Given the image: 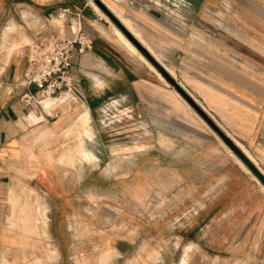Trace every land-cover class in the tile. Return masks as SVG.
Listing matches in <instances>:
<instances>
[{
	"label": "rangeland",
	"instance_id": "1",
	"mask_svg": "<svg viewBox=\"0 0 264 264\" xmlns=\"http://www.w3.org/2000/svg\"><path fill=\"white\" fill-rule=\"evenodd\" d=\"M131 1H146L172 20H185L186 30L202 38L204 47L217 48L221 61L250 65L264 77V0ZM18 30L12 26L10 33ZM167 84L171 97L164 101L169 103L101 100L94 104L91 118L77 95L62 96L51 112L73 109L75 122L60 135H44V155L64 167L59 170L62 175L85 174L91 192L100 189L99 196H91L87 223L96 231L90 233L91 240L106 241L108 263L115 258L116 242L139 240L154 242L155 256L165 251L170 264H245L250 256L264 252L253 248L256 231L264 225V195L259 193L263 186L245 165L238 163L245 173L228 165L238 158ZM157 100L162 102V95ZM80 142L91 151L92 163L81 160ZM50 148L53 151L46 152ZM64 154L73 161L63 159ZM19 212L14 215L13 209L7 218L15 243L0 248V264H42L40 259L55 258L47 247L49 226L65 240L67 225L82 221L66 215L48 217L46 210L40 216L28 205ZM44 226L48 238L42 233ZM138 251L142 258L152 250Z\"/></svg>",
	"mask_w": 264,
	"mask_h": 264
},
{
	"label": "crops",
	"instance_id": "2",
	"mask_svg": "<svg viewBox=\"0 0 264 264\" xmlns=\"http://www.w3.org/2000/svg\"><path fill=\"white\" fill-rule=\"evenodd\" d=\"M99 1L264 174V77L250 65L221 61L217 48L212 44L209 49L204 47L202 38L186 30L185 20H172L146 1ZM94 5V0H0V248L15 243L7 221L12 210L19 215L28 205L40 216L46 210L48 217L66 215L82 220L67 225L65 240L55 236L59 231L49 226L47 247L55 250L56 257L40 259L42 264H170L165 251L155 256L154 242L139 240L116 242L115 258L108 263L106 241L91 240L90 233L96 231L87 223L91 196H99L100 189L95 187L92 193L85 174L62 175L59 170L64 167L55 166L59 163L48 160L43 151L44 135L69 131L76 114L73 109L52 114L57 99L48 109L43 108L40 96L29 104L22 100L25 94L36 96L38 92L21 84L31 47L58 36L69 37L72 28L81 26L94 44L91 51L73 58V74L79 85L71 94L80 98L90 118L94 104L101 100L115 104L169 103L164 101L171 97L165 78L135 47L137 52L126 46L117 28ZM66 9L71 15L64 18ZM12 26L20 30L10 33ZM159 94L162 102L157 100ZM228 165L245 173L238 162ZM259 193L264 195L263 190ZM254 243L253 248L264 251V225L256 231ZM144 248L152 251L139 258L138 250ZM245 264H264V252L250 256Z\"/></svg>",
	"mask_w": 264,
	"mask_h": 264
},
{
	"label": "built area",
	"instance_id": "3",
	"mask_svg": "<svg viewBox=\"0 0 264 264\" xmlns=\"http://www.w3.org/2000/svg\"><path fill=\"white\" fill-rule=\"evenodd\" d=\"M64 18L70 16L63 11ZM94 40L81 26L72 28L69 37L58 36L50 41H41L31 47L29 67L21 82L24 87H35L36 96L25 94L22 98L27 104L36 100L59 99L75 91L79 85L73 74V58L93 49Z\"/></svg>",
	"mask_w": 264,
	"mask_h": 264
},
{
	"label": "water",
	"instance_id": "4",
	"mask_svg": "<svg viewBox=\"0 0 264 264\" xmlns=\"http://www.w3.org/2000/svg\"><path fill=\"white\" fill-rule=\"evenodd\" d=\"M102 12L114 23L124 36L136 47V49L156 68V70L182 95V97L196 110V112L208 123V125L227 144L230 150L241 160L250 172L264 186V174L262 171L234 144L228 136L218 127L214 120L195 102V100L152 58L149 52L136 40L130 31L121 23L116 15L99 0H94Z\"/></svg>",
	"mask_w": 264,
	"mask_h": 264
},
{
	"label": "bare ground",
	"instance_id": "5",
	"mask_svg": "<svg viewBox=\"0 0 264 264\" xmlns=\"http://www.w3.org/2000/svg\"><path fill=\"white\" fill-rule=\"evenodd\" d=\"M117 28V27H116ZM118 29V28H117ZM117 29H116V32H117V34L120 36V38L122 39V41L126 44V46L131 50V51H133V52H137V50L135 49L136 47L133 45H131L129 42H128V40L119 32V31H117ZM135 47V48H134ZM153 66V65H152ZM154 67V66H153ZM50 100H53V103H54V99H45V100H43L42 101V105H43V108H45V109H48V108H50L51 107V105H53V103H52V101H50ZM56 100V99H55ZM81 118H83V116L81 117ZM84 119V118H83ZM85 120V119H84ZM78 153L80 154V158H81V160L83 161H88V162H93V155H92V153H91V151L89 150V149H87V147H86V144L84 143V142H80L79 143V146H78ZM234 154V153H233ZM234 156H236L235 154H234ZM62 157H63V159H65L66 161H68V162H72L73 161V159L72 158H70L68 155H62ZM237 157V156H236ZM238 158V157H237ZM237 161H238V163L242 166V167H244V164L241 162V160L238 158V159H236ZM245 168V167H244ZM247 168V167H246ZM248 169V168H247ZM249 170V169H248ZM250 171V170H249ZM255 177V176H254ZM256 178V177H255ZM262 185V184H261ZM263 186V185H262ZM263 189H264V186H263ZM21 200V199H20ZM22 201V200H21ZM15 219V218H14ZM42 230V233H43V235L44 236H46L47 238H48V235H47V231H46V229H45V226H44V228H42L41 229ZM52 252V254H55V250H52L51 251ZM53 256H55V255H53Z\"/></svg>",
	"mask_w": 264,
	"mask_h": 264
}]
</instances>
